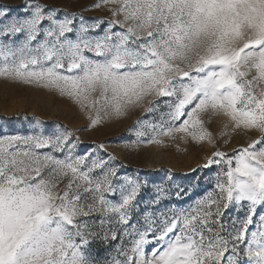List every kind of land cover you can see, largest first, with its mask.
<instances>
[{
    "label": "snow or ice",
    "instance_id": "snow-or-ice-1",
    "mask_svg": "<svg viewBox=\"0 0 264 264\" xmlns=\"http://www.w3.org/2000/svg\"><path fill=\"white\" fill-rule=\"evenodd\" d=\"M101 6L111 18L88 23L44 0L15 14L0 5V77L57 92L90 127L101 113L166 108L157 123L137 121L148 144L211 143L206 115L260 136L231 156L214 151L202 165L221 166L213 191L166 211L150 207L160 187L141 207L144 185L119 177L114 156L74 157L79 138L67 130L0 137V264H264V0Z\"/></svg>",
    "mask_w": 264,
    "mask_h": 264
},
{
    "label": "rangeland",
    "instance_id": "rangeland-1",
    "mask_svg": "<svg viewBox=\"0 0 264 264\" xmlns=\"http://www.w3.org/2000/svg\"><path fill=\"white\" fill-rule=\"evenodd\" d=\"M25 0H0V5L13 9L15 13L22 12L19 7ZM49 5L63 9L69 13L82 15L88 23L96 19L107 21L111 13L107 6L93 8L98 0H44ZM89 9V10H86ZM79 24V19L76 20ZM114 30H121L117 26ZM90 55V54H89ZM167 109L148 113L141 108L130 109L120 117L103 118L99 124L90 127L88 114L66 97L57 92L0 77V137L8 135L45 134L60 135L66 130L72 133V141L76 143L72 155L102 158L109 161V155L114 161H109L112 167L118 169L119 177H129L140 181L142 188L138 199L141 207L144 202L154 198L156 188L165 189L166 195L158 205L151 208L166 211L169 208H187L194 205L215 188L216 174L221 166L212 165L203 168L207 158L214 151H223L229 156L234 150L246 146L251 139H258L256 131L233 129L230 122L223 116H205V128L212 134V142L192 141L191 138L175 140L161 137L163 144H148L147 137L138 138L137 131H147L137 121L142 123H157L161 114ZM95 116V112H93ZM209 120L211 122H209ZM140 141L138 144L134 142ZM227 141V143H225ZM103 144L104 148H98ZM132 145V146H129ZM51 152L50 148L40 150ZM59 158L64 154L53 153ZM182 189L180 197L177 191ZM254 230L250 226V231ZM116 243V242H113ZM93 251L103 256L106 249L101 243L92 245Z\"/></svg>",
    "mask_w": 264,
    "mask_h": 264
}]
</instances>
